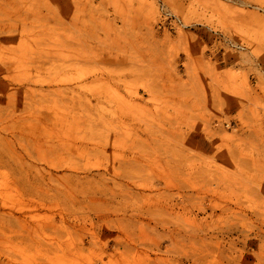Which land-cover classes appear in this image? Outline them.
<instances>
[{"label":"rangeland","instance_id":"obj_1","mask_svg":"<svg viewBox=\"0 0 264 264\" xmlns=\"http://www.w3.org/2000/svg\"><path fill=\"white\" fill-rule=\"evenodd\" d=\"M0 264H264V0H0Z\"/></svg>","mask_w":264,"mask_h":264}]
</instances>
